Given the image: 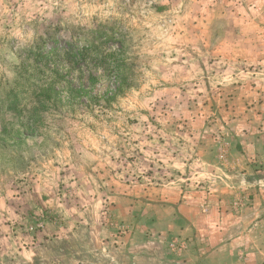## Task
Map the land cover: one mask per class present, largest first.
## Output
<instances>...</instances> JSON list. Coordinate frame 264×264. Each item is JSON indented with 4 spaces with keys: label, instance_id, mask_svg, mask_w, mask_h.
<instances>
[{
    "label": "rangeland",
    "instance_id": "obj_1",
    "mask_svg": "<svg viewBox=\"0 0 264 264\" xmlns=\"http://www.w3.org/2000/svg\"><path fill=\"white\" fill-rule=\"evenodd\" d=\"M193 202L264 222V0H0V264H183Z\"/></svg>",
    "mask_w": 264,
    "mask_h": 264
},
{
    "label": "crops",
    "instance_id": "obj_2",
    "mask_svg": "<svg viewBox=\"0 0 264 264\" xmlns=\"http://www.w3.org/2000/svg\"><path fill=\"white\" fill-rule=\"evenodd\" d=\"M259 207L260 205L254 202L243 208L239 214L231 215L232 210L229 211L215 203L209 205L208 212L204 214L197 202L176 206L178 212L188 220L192 230L205 235L202 244L207 246L206 252L199 256L192 254L197 252L188 253L181 262L183 264H264V229L261 234H251L253 232L251 229L264 226L263 217L257 214ZM222 219L226 222L224 227H216V224H221ZM235 224L241 227L239 231L232 234L230 229L226 230ZM151 258L147 257L145 260L150 262ZM160 262L159 260L158 263Z\"/></svg>",
    "mask_w": 264,
    "mask_h": 264
},
{
    "label": "trees",
    "instance_id": "obj_3",
    "mask_svg": "<svg viewBox=\"0 0 264 264\" xmlns=\"http://www.w3.org/2000/svg\"><path fill=\"white\" fill-rule=\"evenodd\" d=\"M50 39L51 44H45L46 40ZM70 42L72 43L73 49H69L68 47H62L61 45H58L57 42L54 41V38L52 35H45L41 36L39 41H37L35 50H36V59H34V68L37 70V72H40L41 69L45 66L47 67H52L51 70L56 69L55 72L56 74L59 73V70L57 68H60V62L62 61L65 63V66L73 67L75 65L80 66L82 63L86 62V58L91 56L92 58L97 57V45L91 44H83L81 46H77L75 40L76 37L71 38ZM53 40V41H52ZM62 55L66 56L64 60H56L55 56L57 55ZM46 60H53V62L50 63H44ZM44 63V64H43ZM44 65V66H43ZM112 69V68H111ZM118 70H115V66L113 68V74L116 73L115 75H118ZM116 77V76H115ZM94 77L90 76L91 84L94 82ZM120 79V78H119ZM122 80H118V85L115 87L114 90H111V95L116 94V92H119L120 87L122 85ZM87 89H83L84 93H87ZM9 94L3 99V103H6V106L9 109H16L18 105V98L17 94L9 91ZM38 97V96H37Z\"/></svg>",
    "mask_w": 264,
    "mask_h": 264
}]
</instances>
